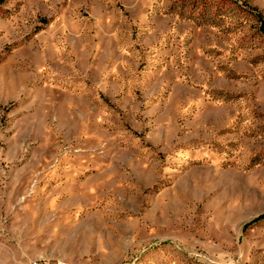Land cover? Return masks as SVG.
Masks as SVG:
<instances>
[{"label": "rangeland", "instance_id": "obj_1", "mask_svg": "<svg viewBox=\"0 0 264 264\" xmlns=\"http://www.w3.org/2000/svg\"><path fill=\"white\" fill-rule=\"evenodd\" d=\"M264 0H0V264H264Z\"/></svg>", "mask_w": 264, "mask_h": 264}, {"label": "trees", "instance_id": "obj_2", "mask_svg": "<svg viewBox=\"0 0 264 264\" xmlns=\"http://www.w3.org/2000/svg\"><path fill=\"white\" fill-rule=\"evenodd\" d=\"M261 221H264V215H260L259 217L255 218L250 224H255Z\"/></svg>", "mask_w": 264, "mask_h": 264}, {"label": "built area", "instance_id": "obj_3", "mask_svg": "<svg viewBox=\"0 0 264 264\" xmlns=\"http://www.w3.org/2000/svg\"><path fill=\"white\" fill-rule=\"evenodd\" d=\"M32 264H44L41 261H34Z\"/></svg>", "mask_w": 264, "mask_h": 264}]
</instances>
